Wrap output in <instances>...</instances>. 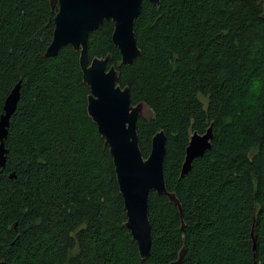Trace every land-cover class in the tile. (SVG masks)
I'll return each instance as SVG.
<instances>
[{
	"label": "trees",
	"instance_id": "obj_1",
	"mask_svg": "<svg viewBox=\"0 0 264 264\" xmlns=\"http://www.w3.org/2000/svg\"><path fill=\"white\" fill-rule=\"evenodd\" d=\"M55 15L51 0H0V117L21 81L0 167V262L170 264L185 249L183 264H264V0L145 1L132 66L112 21L89 38L90 59L111 55L120 86L150 109L137 124L143 156L167 136L165 182L183 215L150 194L147 260L88 113L80 53L45 56ZM211 126V150L182 177L191 136Z\"/></svg>",
	"mask_w": 264,
	"mask_h": 264
},
{
	"label": "water",
	"instance_id": "obj_2",
	"mask_svg": "<svg viewBox=\"0 0 264 264\" xmlns=\"http://www.w3.org/2000/svg\"><path fill=\"white\" fill-rule=\"evenodd\" d=\"M148 1L159 6L161 0H51L56 11L54 33L47 48L46 57H58L60 51L71 46L80 53V66L85 84L90 88L88 113L105 138L113 158L117 180L124 198L127 212L126 227L137 242L140 256L147 260L151 256L152 226L149 218V196L155 192L165 195L178 207L183 208L175 194L168 191L164 177V160L167 151V136L158 132L153 140L148 158L140 148L137 124L139 117L148 106L134 105L128 87L120 86L119 73L111 65L112 57H89V38L106 21H112L114 32L112 41L119 49L122 64L132 66L142 55L137 44L135 22ZM21 97V81L15 85L4 104L0 117V167L7 165L9 150L6 140L10 122L17 111ZM214 139L211 126L203 135L194 133L186 150V159L181 176L192 169L194 160L203 157L212 148ZM10 178H15L12 173ZM184 228V226H183ZM186 250L183 249L176 261L183 264ZM0 264H8L5 261Z\"/></svg>",
	"mask_w": 264,
	"mask_h": 264
},
{
	"label": "rangeland",
	"instance_id": "obj_3",
	"mask_svg": "<svg viewBox=\"0 0 264 264\" xmlns=\"http://www.w3.org/2000/svg\"><path fill=\"white\" fill-rule=\"evenodd\" d=\"M142 116H143L144 118H150V116H151L150 109H149V108H146V109L144 110Z\"/></svg>",
	"mask_w": 264,
	"mask_h": 264
},
{
	"label": "bare ground",
	"instance_id": "obj_4",
	"mask_svg": "<svg viewBox=\"0 0 264 264\" xmlns=\"http://www.w3.org/2000/svg\"><path fill=\"white\" fill-rule=\"evenodd\" d=\"M111 65H112V64H110V66H111ZM140 117H141V116H140ZM140 117H139V118H140ZM6 141H7V140H6ZM150 194H151V193H150ZM172 194H173V193H172Z\"/></svg>",
	"mask_w": 264,
	"mask_h": 264
}]
</instances>
